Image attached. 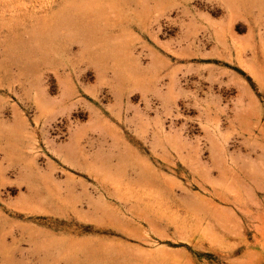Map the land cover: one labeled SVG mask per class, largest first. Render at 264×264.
Instances as JSON below:
<instances>
[{
    "label": "rangeland",
    "instance_id": "1",
    "mask_svg": "<svg viewBox=\"0 0 264 264\" xmlns=\"http://www.w3.org/2000/svg\"><path fill=\"white\" fill-rule=\"evenodd\" d=\"M0 264H264V0H0Z\"/></svg>",
    "mask_w": 264,
    "mask_h": 264
},
{
    "label": "crops",
    "instance_id": "2",
    "mask_svg": "<svg viewBox=\"0 0 264 264\" xmlns=\"http://www.w3.org/2000/svg\"><path fill=\"white\" fill-rule=\"evenodd\" d=\"M117 60L118 63H123V61L120 58H118Z\"/></svg>",
    "mask_w": 264,
    "mask_h": 264
}]
</instances>
